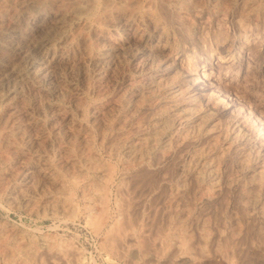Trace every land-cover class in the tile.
<instances>
[{"label":"rangeland","instance_id":"1","mask_svg":"<svg viewBox=\"0 0 264 264\" xmlns=\"http://www.w3.org/2000/svg\"><path fill=\"white\" fill-rule=\"evenodd\" d=\"M263 165L264 0L0 2V264H264Z\"/></svg>","mask_w":264,"mask_h":264},{"label":"bare ground","instance_id":"2","mask_svg":"<svg viewBox=\"0 0 264 264\" xmlns=\"http://www.w3.org/2000/svg\"><path fill=\"white\" fill-rule=\"evenodd\" d=\"M1 1H4V0H0V2ZM22 1V0H21ZM91 53V52H90ZM90 53H89V55H90ZM88 55V58L90 59L91 58V56H89ZM94 54H92V56H93ZM91 61V60H90ZM89 60H88V62H90ZM151 74H153V73H151ZM151 76V75H150ZM159 76V75H158ZM152 77V76H151ZM156 77H157V75H156ZM153 78V77H152ZM151 78V79H152ZM150 79V80H151ZM158 79V78H157ZM154 80H156V79H154ZM160 80V79H159ZM158 81V80H157ZM156 82V81H155ZM174 87V86H173ZM171 91H172V89H171ZM174 91V90H173ZM175 92V91H174ZM173 92V93H174ZM161 124V123H160ZM164 126V125H163ZM164 131H166V130H164ZM163 132V131H162ZM164 134L166 133V132H163ZM168 134V133H167ZM163 136V135H162ZM165 136V135H164ZM143 138V137H142ZM167 138V137H166ZM168 139V138H167ZM166 139V140H167ZM145 140V139H144ZM143 140V141H144ZM166 140H165V142H166ZM169 140V139H168ZM136 141V140H135ZM135 141H133V142H135ZM146 141V140H145ZM163 141V140H162ZM133 142H131L132 143V145L131 144H128V151L127 152H129V154L131 155V156H133V157H136L137 156V154L139 153V152H141V151H139V148L138 147H140L141 146V144L140 145H138V146H136ZM140 142V141H139ZM143 143V142H142ZM139 144V143H138ZM164 144V143H163ZM141 149V148H140ZM139 156V155H138ZM74 160V159H73ZM89 160V161H88ZM88 161V162H87ZM79 161L77 162V160H74V161H72V166H74V167H78V166H80V168L82 167L81 166V164L79 165ZM88 163V165H86L88 168H85V171L86 172H89V173H91V172H96L97 170V165L98 164H96L97 162H95V160H93V158H90V157H87V159H86V162L84 163V164H87ZM261 164H262V162H261ZM260 164V165H261ZM83 165V164H82ZM31 166H33V165H31ZM99 166V165H98ZM34 167V166H33ZM73 167V168H74ZM26 168V167H25ZM32 168V167H31ZM35 168V167H34ZM43 168V167H42ZM262 168V167H261ZM263 168H264V165H263ZM262 168V169H263ZM27 169V168H26ZM79 169V168H78ZM40 170V169H39ZM43 170V169H42ZM83 170H84V167H83ZM100 170V169H99ZM264 170V169H263ZM29 171H30V173L31 172H33L32 170H30V168H29ZM36 171V170H35ZM34 171V172H35ZM45 170H43L42 172H44ZM76 171H77V169H76ZM25 172V171H24ZM28 172V171H27ZM260 172H262V171H260ZM45 174H47V177H49V178H51L52 177V175H51V172L50 173H46V171L44 172ZM58 173V172H57ZM56 173V174H57ZM101 173V174H100ZM99 174L102 176V178H103V180H107V178H109L108 176L110 175V171H108L107 169L106 170H101V172H100ZM25 174V173H24ZM23 174V175H24ZM29 174V173H28ZM44 174V175H45ZM73 174V173H72ZM76 174H77V172H76ZM76 174H74V175H70L69 176V178H67L68 179V185L70 186H73V187H76L77 185H78V182L81 180V179H79L78 180V178H77V176L79 175V173H78V175H76ZM92 174V173H91ZM95 174V173H94ZM83 175V174H82ZM88 175V174H87ZM27 177H31V175L30 176H27ZM56 177V176H55ZM79 177V176H78ZM33 178V177H32ZM57 178H58V180L60 181V183L62 184V185H64L65 183H67V180H66V178H64V177H62V176H59L58 177V175H57ZM26 179V178H25ZM33 180V179H32ZM27 181V180H26ZM34 181V180H33ZM82 181V180H81ZM29 182V181H28ZM30 182H31V178H30ZM93 182H95V181H93ZM32 183V182H31ZM101 184V186L99 187V185ZM100 184L98 185L97 183H90V187L88 188L89 189V191H91V192H93V193H96L97 192V195L99 196V197H102V198H104L105 196V194H104V192H105V190L103 191V189H105L104 188V186H105V182L103 183L102 181L100 182ZM102 184H103V188H102ZM101 190H102V192H101ZM88 191V192H89ZM100 191V192H99ZM94 195H96V194H94ZM69 199V197H65V201L67 202V200L66 199ZM99 199V198H98ZM102 200V199H101ZM103 202H105V201H102V203ZM71 203H72V201H68L67 202V205H68V207H70V208H72V206L73 205H71ZM66 205V206H67ZM263 205V204H262ZM261 206V205H260ZM261 209V208H260ZM263 210V209H262ZM73 211V210H72ZM118 231V230H117ZM45 239V238H44ZM52 242V241H51ZM51 242H49V241H47V242H45V246L47 247V248H49V250H51V248H53L52 246H51ZM44 243V242H43ZM54 246V245H53ZM56 246V245H55ZM17 247V246H16ZM23 247V246H22ZM58 247V246H57ZM13 249H15V247L13 248ZM12 249V250H13ZM20 249V248H19ZM46 249V248H45ZM59 249V248H58ZM57 249V250H58ZM16 250V249H15ZM15 250H13L14 252L13 253H11V256H9V258L11 259L13 256H15L16 257V255H14L17 251H15ZM47 250V249H46ZM63 250V249H62ZM67 250V249H66ZM18 251H20V253L21 252H23L25 255H27V256H30L31 257V259L33 258V259H35V257L37 256V252L38 251H36V246H34L32 243H31V241H29L27 244H26V246L25 247H23L22 248V251L21 250H18ZM53 251H54V249H53ZM64 251V250H63ZM11 252V251H10ZM52 251H50V253H51ZM57 252V251H56ZM263 252V251H262ZM54 253V252H53ZM52 253V254H53ZM61 253V252H60ZM63 253V252H62ZM64 253H65V251H64ZM190 253V252H189ZM253 253V252H252ZM10 254V253H9ZM66 254V253H65ZM18 255H20L19 254V252H17V256ZM60 255H62V254H60ZM68 255V254H67ZM187 255H188V253H187ZM190 255V254H189ZM252 255V254H251ZM259 256V255H258ZM262 256H264V253H263V255ZM63 257V256H62ZM190 257V256H189ZM20 258V257H19ZM19 258H16L17 259V261L19 262ZM261 258V257H260ZM10 259H8V260H10ZM14 259V258H13ZM12 259V260H13ZM258 259V258H257ZM262 259V258H261ZM15 260V259H14ZM14 260H13V262H14ZM29 261V260H28ZM27 261V262H28ZM30 261H33V260H30ZM253 261H255V260H253ZM259 261V260H258ZM21 262V261H20ZM23 262V261H22ZM21 262V263H22ZM34 262H35V260H34ZM33 262V263H34ZM24 263V262H23ZM35 263H37V262H35ZM256 263V262H255ZM24 264H26V263H24ZM28 264H30L29 262H28ZM253 264V263H252Z\"/></svg>","mask_w":264,"mask_h":264}]
</instances>
